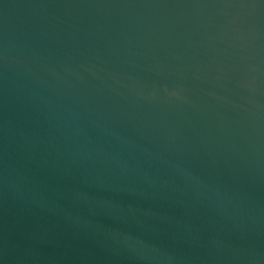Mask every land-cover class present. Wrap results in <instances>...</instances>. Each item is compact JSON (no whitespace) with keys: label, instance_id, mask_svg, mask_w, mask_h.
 Masks as SVG:
<instances>
[{"label":"water","instance_id":"obj_1","mask_svg":"<svg viewBox=\"0 0 264 264\" xmlns=\"http://www.w3.org/2000/svg\"><path fill=\"white\" fill-rule=\"evenodd\" d=\"M0 264H264V0H0Z\"/></svg>","mask_w":264,"mask_h":264}]
</instances>
